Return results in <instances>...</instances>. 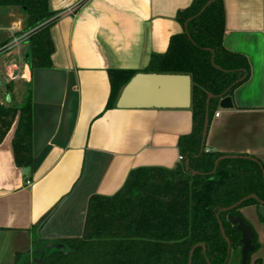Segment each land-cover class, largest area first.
Here are the masks:
<instances>
[{
    "label": "crops",
    "instance_id": "1",
    "mask_svg": "<svg viewBox=\"0 0 264 264\" xmlns=\"http://www.w3.org/2000/svg\"><path fill=\"white\" fill-rule=\"evenodd\" d=\"M192 1L48 0L53 52L48 68L33 71L28 39L14 42L25 15L0 7V104L19 108L29 96L32 115L30 168L14 163V126L0 143V264H35L50 242L80 238L88 199L115 194L131 170L171 169L182 161L178 140L191 132L190 108L106 104L108 72L143 71L182 32L176 16ZM222 2L223 46L243 56L249 70L226 95L232 107L221 109L218 101L204 149L264 163V0ZM239 214L257 245L251 264H264V217L255 206Z\"/></svg>",
    "mask_w": 264,
    "mask_h": 264
},
{
    "label": "trees",
    "instance_id": "2",
    "mask_svg": "<svg viewBox=\"0 0 264 264\" xmlns=\"http://www.w3.org/2000/svg\"><path fill=\"white\" fill-rule=\"evenodd\" d=\"M7 6L19 7L25 15L22 33L30 31V70L48 68L53 52L48 28L54 16L48 0H0V7ZM176 20L182 32L170 37L163 54L151 55L143 71L108 72L106 108L115 104L121 89L137 72L190 75L192 129L178 140L182 161L171 169L135 168L115 194L92 195L82 236L50 242V250L39 254L35 264L38 260L40 264H187L193 247L191 264H227V244L220 224L230 246H239L240 235L227 216L239 214L242 207L257 208L258 201H264V163L247 154L200 152V141L207 96L212 95L208 103L210 121L218 96L225 91V95L231 94L245 82L249 66L243 56L223 46L222 0H193L177 13ZM13 126L14 163L28 169L32 165L29 96L19 108L0 104V143ZM225 155L243 157L224 158L214 169L215 160ZM245 156L255 158L261 167ZM250 195L257 200L247 198L227 210ZM252 242L256 248L254 237Z\"/></svg>",
    "mask_w": 264,
    "mask_h": 264
},
{
    "label": "water",
    "instance_id": "3",
    "mask_svg": "<svg viewBox=\"0 0 264 264\" xmlns=\"http://www.w3.org/2000/svg\"><path fill=\"white\" fill-rule=\"evenodd\" d=\"M210 4V1L200 10ZM226 91L218 96L219 107L221 109H229L232 107L231 98L226 96ZM212 95H208L205 101V113L203 120V127L200 141V152L204 150L206 133L209 125V111L208 103ZM191 104V77L188 74H172V73H153V72H137L122 88L117 101V108L128 109H188ZM243 156L225 155L218 157L214 162V169L218 162L224 158H236ZM245 158H250L245 156ZM256 162L260 167V163L255 158H250ZM188 161L185 160V166L187 167ZM247 198H253L257 200L254 195H250L238 203L227 208L232 209L238 206L243 200ZM257 213L260 217H264V201H258ZM227 221L235 227L238 231L240 238L238 244L240 246V264H249V254L255 250V245L252 240L254 237L252 228L248 225L240 214L232 215L228 214ZM220 224V223H219ZM220 233L227 244V257L230 253V241L226 237L224 230L220 224ZM203 251L205 247L203 244H199ZM51 247V244H50ZM44 249H47L45 247ZM194 247L190 250L187 264H191L192 252ZM45 250H42L43 254ZM41 254V255H42ZM41 260H38L37 264H40Z\"/></svg>",
    "mask_w": 264,
    "mask_h": 264
},
{
    "label": "rangeland",
    "instance_id": "4",
    "mask_svg": "<svg viewBox=\"0 0 264 264\" xmlns=\"http://www.w3.org/2000/svg\"><path fill=\"white\" fill-rule=\"evenodd\" d=\"M0 24H2L1 21H0ZM253 253L254 252L250 253V255H249V264L252 263L251 262V258L253 257ZM240 259H241L240 246L231 247L230 248V253H229V256H228V263L227 264H240Z\"/></svg>",
    "mask_w": 264,
    "mask_h": 264
},
{
    "label": "built area",
    "instance_id": "5",
    "mask_svg": "<svg viewBox=\"0 0 264 264\" xmlns=\"http://www.w3.org/2000/svg\"><path fill=\"white\" fill-rule=\"evenodd\" d=\"M29 33H30V31L29 32H26V33H23L21 36H19L18 38H15L14 39V42H16L18 39H21V38H24V39H28V37H29ZM215 116H218V113H215ZM178 160L180 161V160H182V156H179L178 157Z\"/></svg>",
    "mask_w": 264,
    "mask_h": 264
}]
</instances>
